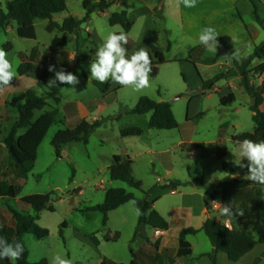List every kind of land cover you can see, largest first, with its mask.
Instances as JSON below:
<instances>
[{"label": "rangeland", "instance_id": "rangeland-1", "mask_svg": "<svg viewBox=\"0 0 264 264\" xmlns=\"http://www.w3.org/2000/svg\"><path fill=\"white\" fill-rule=\"evenodd\" d=\"M83 1L93 4L98 2L67 0V11L55 15L53 21L61 24L69 16L83 19ZM254 2L255 5L249 0H197L196 7L185 8L183 4L177 6L176 0H167L165 9L160 8L161 2L157 3V0L127 2L125 7L132 6L136 17L133 30L128 35L129 41L134 42L135 46L128 52V56L146 47L152 55L156 51L163 52L169 62L160 66L158 76L150 77L149 87L142 91L119 87L106 96L100 94L93 81L88 84L89 65L95 58L92 54V49L95 48L93 41L99 47L110 32L119 33L122 30L120 26H111L109 23L113 13L123 10L116 4L110 5L104 13H93L82 26L80 34L84 44L79 59L76 58V34L69 36L64 48H59L62 34L59 31L48 33V21L35 22V41L19 38L16 23L0 30V48L4 49L7 43L13 45L9 59L14 66L19 67L20 54L30 56L32 50L38 47L41 58L56 64L57 70H69L80 81L75 86L76 91H61L62 102L58 107L61 124L57 123L50 128L38 148L37 160L29 176L26 179H15L21 193L18 199L10 202L14 208L33 214V210L24 209L19 199L34 194H50L51 206L55 210H45L40 214L38 224L49 231L47 238L38 239L33 235L24 237L31 263L47 260L50 264L51 258L60 254L70 259L72 264H102L106 260L115 264H129L134 258H137V264H154V255L147 257L141 254V247L146 244H137L139 215L136 214L135 204L129 202L111 212L106 226L101 213L84 211L87 207L103 203L105 194L110 189H124L138 199L143 198L141 191L122 181L111 179L109 167L115 155L128 156L133 160V175L142 182L145 191L162 187L170 181L187 183L199 178L203 173V165L205 166V188L183 186L176 193L161 194V199L156 203V209L173 225L170 241L176 238L180 228L192 226L196 229L206 222V217L201 215L203 206L209 219L224 223L225 217L220 214L222 205L218 197V185L213 189L210 184L232 178L224 172L222 164L233 163L235 160L228 148L234 143L232 138L254 131V113L250 109L252 98L245 92L239 77L219 80L211 90L204 91L203 85L216 75L227 73L233 68V59L250 55L264 41V28L258 21L259 19L264 24V0ZM151 6H156L153 14L150 12ZM207 26L214 27L219 34L216 53L209 52L217 61L208 67L194 66L188 60L192 50L201 46L198 37ZM88 34L93 35V38L89 39ZM71 58L74 59L70 61ZM262 63L263 60H256L250 67V83L256 87L264 82V74H258L254 70ZM28 75L20 77L17 73L11 82L12 87L0 92V181L14 177L3 143L18 117L17 111L8 105L9 99L29 89L37 90L40 95L44 94V90L37 87L36 72ZM231 93L236 96L235 103L230 106L222 105L221 98ZM141 97L170 103L179 127L175 130H146L140 137H121L120 129L123 127H147L151 114H126L137 105ZM50 105L51 107L36 112L35 119L54 107L52 102ZM260 110L264 111V104L260 106ZM75 114L80 115L76 117ZM120 115L123 116L122 119H115ZM80 119L90 123L96 119L104 122L91 134L87 145L82 142L69 143L63 146L61 158H58L52 147L54 135L63 125L75 127ZM222 128L226 129L224 137L220 139ZM24 132L21 130L18 135ZM185 142L201 143L204 148H194L199 153L191 154L188 148H193L192 146H180ZM4 174L7 176L4 177ZM212 195L216 196L215 200L211 198ZM0 222L11 227L15 224L3 200H0ZM116 234H119L116 240H108V237L112 238ZM89 236L96 237L98 245L93 244ZM188 241L195 254H198L196 264H209L208 254L213 248L205 232L201 230L198 234L189 236ZM131 251L135 253L134 256ZM206 253L208 254L203 255ZM176 260L178 258L166 255L161 264H177ZM8 264L12 262L9 261ZM220 264L227 262L222 259ZM255 264H264V257Z\"/></svg>", "mask_w": 264, "mask_h": 264}, {"label": "trees", "instance_id": "trees-1", "mask_svg": "<svg viewBox=\"0 0 264 264\" xmlns=\"http://www.w3.org/2000/svg\"><path fill=\"white\" fill-rule=\"evenodd\" d=\"M115 1L98 0L97 4L85 1L83 3L85 10L83 19L69 16L60 24L54 22L53 18L55 15L67 11V0H5V3H3V0H0V30L7 29L11 23H16L19 38L35 41L37 39L35 22L37 20L48 21L46 27L48 33L59 31L62 34V40L58 44L59 48H64L69 41V36L76 34V58L79 59L84 44L80 34L82 26L89 21L93 13H104ZM249 1L255 5V0ZM254 13L255 15L257 14L256 11ZM258 21L264 28V24L259 19ZM109 23L111 26H120L127 34L131 32L134 25L126 11L113 13L110 16ZM88 38L91 39L93 36L88 34ZM93 45L95 48L92 49V54L95 55L98 45L95 41H93ZM132 47L133 44L131 42L126 45L128 52L132 50ZM4 49L10 53L13 50V45L7 43ZM170 50L171 46L169 44L168 51ZM205 51L206 49L203 45L195 47L190 54L188 62L196 66L198 59L203 56ZM149 55L152 61L150 77L156 78L159 74L160 66L169 61L166 60L164 53L161 51H157L154 55L149 53ZM20 59L21 63L17 70L20 77L30 74L36 66L40 68L41 72L37 81V87L44 90V94L40 95L37 90L29 89L12 96L8 101V105L18 113V117L9 135L3 140L11 166L13 167L12 172L14 177L9 180L4 179L0 181V200L4 201L7 211L12 215L15 224L14 227H11L0 222V237L6 238L9 242L19 241L24 245V253L15 264H49L47 260H42L37 263H31L29 261V250L24 242V237L26 235H33L38 239H44L49 236V231L40 227L38 221L43 211H55L51 206V195L34 194L19 199L24 209L29 208L33 210V214H30L26 210L19 211L10 202L18 199L21 193V188L15 183V179H26L29 176L37 160L38 148L50 128L57 123L61 124V113L58 108L62 102V88L60 87H64L65 85L54 88H48L46 86L47 82L54 76V73L48 71V66H56V64L48 59L41 58L38 47L32 50L30 56L20 54ZM256 60H263V63L254 70L258 74H264V41L250 55L242 59H233V68L229 69L227 73H220L213 80L204 82L203 85L204 91L211 90L219 80L239 77L245 92L252 100H255V105L250 107L254 113L252 118L255 124L254 131L234 136L232 138L233 142L243 139H251L254 141L264 140V111L260 110V106L264 104V82L259 87L250 83V75L252 72L250 67ZM66 71L70 72L69 70ZM93 85L105 96L110 91L112 82L109 81L101 84L93 80ZM235 101L236 96L233 93L221 98V104L224 106H230ZM50 102L54 104V107L49 111L43 112L35 119L36 112L51 107ZM126 114L129 116L151 114V118L146 128L139 126L121 128L120 136L123 138L140 137L146 130L151 129L175 130L179 127L170 103L157 102L148 97H141L137 105L127 111ZM122 118V115L115 117L117 120ZM103 122L104 120L98 119L90 123L85 119H80L73 128L64 127L63 125L52 139V147L55 150L56 156L61 158L63 146L69 143L82 142L87 145L91 134L101 127ZM225 129H221L220 139L224 137ZM21 130L25 132L18 135ZM190 146L197 149L204 148L203 144H193ZM244 164H247V162ZM132 167L133 160L130 157L115 155L109 167L110 177L112 180L122 181L132 188L141 191L143 198L138 199L134 194L124 189H110L106 192L103 203L87 207L84 211L101 213L103 215V224L106 226L111 212L118 210L129 202L135 201L136 208L140 210L138 226L146 225L153 230L160 231L169 230L168 221L154 209V204L149 201L153 190L157 187L145 191L142 182L135 179ZM222 169L230 176H234V178L221 182L218 185V197L220 198L221 205L230 204L233 210L244 209L245 214L242 217H236L230 221V227H225L224 223L213 219H208L205 222L201 230L205 232L213 248L212 252L208 254L211 264H217V256L220 253L225 254L231 263H237L257 245L264 244V185L252 183L244 179L247 174V168H240L234 163L223 162ZM3 176L6 177L7 174ZM183 186H193L203 189L205 188V180L201 177L192 179L187 183L170 181L161 188L175 191ZM211 198L215 200L216 196L212 195ZM206 206L208 207L207 201ZM201 230L193 227L181 230L179 235L180 251L177 258L187 257L192 254L187 238L198 234ZM118 235L116 234L115 237H118ZM89 240L93 244L98 245L96 237L89 236ZM108 240L116 239L108 237ZM131 253L133 256L135 255L133 251ZM8 262L7 260L0 259V264H8ZM102 264L115 263L106 260ZM130 264H135V261L133 260Z\"/></svg>", "mask_w": 264, "mask_h": 264}, {"label": "clouds", "instance_id": "clouds-1", "mask_svg": "<svg viewBox=\"0 0 264 264\" xmlns=\"http://www.w3.org/2000/svg\"><path fill=\"white\" fill-rule=\"evenodd\" d=\"M176 3L177 6L183 4L185 8H194L197 0H176ZM218 36L219 34L214 27L207 26L200 32L198 41L207 51L216 53L219 46ZM128 43V35L123 30H120L119 33L110 32L104 38L103 43L95 51V58L89 65L88 84L93 80L101 84L111 81L125 88L130 87L136 92L149 87L152 72L149 51L146 47H142L129 57L126 48ZM17 67L18 65L14 66L13 61L9 59L8 51L0 48V92L12 87L11 82L17 76ZM48 71L54 73L53 78L47 82L48 88L70 85L71 87L60 88L66 91H76L75 86L80 83L77 75L66 71L64 68L57 70L55 65H49ZM228 148L235 157L233 163L240 168H247L244 179L264 185V140H237ZM245 160L247 164L242 162ZM131 203L135 204V201ZM136 214H140L138 208H136ZM220 214L225 217L224 225L228 227L230 221L236 217L244 216L245 213L244 209L233 210L230 204H224L220 209ZM24 250V245L21 242H9L6 238L0 237V259L15 264L22 257ZM50 264H72V261L56 254L51 258Z\"/></svg>", "mask_w": 264, "mask_h": 264}, {"label": "crops", "instance_id": "crops-1", "mask_svg": "<svg viewBox=\"0 0 264 264\" xmlns=\"http://www.w3.org/2000/svg\"><path fill=\"white\" fill-rule=\"evenodd\" d=\"M95 1H98V0H95ZM126 1L130 3L131 1H134V0H116L115 4L118 7H120V9H123L122 11H126L128 13L130 19L133 21V24H134L135 23V18H136L135 17L134 8H132V6L125 7V5L127 3ZM158 1L161 2L160 3L161 4V7L160 8L164 7V9H165V4H166V1L167 0H157V3H158ZM84 2L85 1H83V3ZM91 3H93V2H91ZM94 3H96V2H94ZM156 6H154V7H156ZM154 7L151 6V8H150L151 14L154 13V9H155ZM133 27H134V25H133ZM132 30H133V28H132ZM127 35H129V33ZM129 43H130V41H129ZM131 43L133 44V47H132V50H133V48L135 46V43L134 42H131ZM149 53H152V52H149ZM216 61H217V59L216 58H213L212 56H210L209 51L206 50L205 53L203 54V56H201L198 59V61L196 63V66H199V67H208L209 64H216ZM33 72H36V75L37 76H36V80L35 81L37 83L38 78L40 76V72H41L40 71V68L36 66L34 68V70L32 71V73ZM32 73H30V74H32ZM119 87L121 88L123 86H121L119 84H116V83H112V87H111L110 91L111 90L116 91V88L119 89ZM75 115H76V117H79L80 114H75ZM96 120H98V119H96ZM183 144H187L188 146H190V145H193V144H201V143H192V142H187L186 143L185 142V143H181L180 146H183ZM188 150L190 151L191 154L194 153V154L197 155L199 153L194 148H188ZM201 177H203L204 180L206 178V175H205V166L204 165H203V173H202V175L199 178H201ZM196 179H198V178H196ZM231 179H233V178H231ZM205 182H206V180H205ZM167 183H169V182H166V184ZM219 183H221V182L217 181V182H215L213 184H210V187H213V189H215L214 186L217 187V185H219ZM159 185H162V183H160ZM165 192L176 193V192H178V190L172 191L171 189H163V188H161V186H157V188L153 190V192L151 194V197L149 198V201L154 204V209H156V203H157V201H159V199H161L160 195L163 194V193H165ZM160 214L165 218V216L162 214V212ZM201 215L202 216H205L206 218L208 217V219H209V214L207 213V211L204 212V206L201 209ZM173 218H174V216H172V219ZM167 221L169 223V230H167V231L153 230V229H151L150 227H148L146 225H141V226L138 227V233H137L138 241H137V244H139V245L146 244V245H144V246L141 247V254H144V256H147V257H149L151 255H154V257H156V259L154 261V264L155 263L161 264L162 262H164V260L166 259V255H168V257L171 256V258H177L178 257V254H179V251H180V241H179L180 232L184 228H189V227H182V228H180V230L178 231V235L176 236V238L174 240L170 241L169 240L170 239L169 237H170V233H171V231L173 229V225H172L171 221H169V220H167ZM204 224L202 226L196 228V229L201 230L203 228ZM193 228H195V227H193ZM147 229L149 230L148 231L149 233L146 231ZM112 239H117V236L116 237L115 236L112 237ZM187 241H188V238H187ZM156 243H157V245H156ZM189 244H190V250H191L192 254L191 255H188L187 257L178 258V260H176L177 264H196V261H197L196 258L198 257V254H195L194 248H193V246H192V244L190 242H189ZM207 254L208 253L203 254V255H207ZM263 254H264V244H259L249 254L245 255L240 261H238L237 263H234V264H255L256 261H258L259 259L263 258ZM222 259L225 262H227V264H230L229 263L230 261L228 260L227 256L225 254H222V253L218 254V256H217V264H220V260H222ZM133 260L135 261V264H137V258L132 259L131 262ZM209 264H211V261L209 262Z\"/></svg>", "mask_w": 264, "mask_h": 264}, {"label": "water", "instance_id": "water-1", "mask_svg": "<svg viewBox=\"0 0 264 264\" xmlns=\"http://www.w3.org/2000/svg\"><path fill=\"white\" fill-rule=\"evenodd\" d=\"M252 105H255V100H252ZM232 178H234V176H231ZM208 220V217L206 218V221Z\"/></svg>", "mask_w": 264, "mask_h": 264}]
</instances>
